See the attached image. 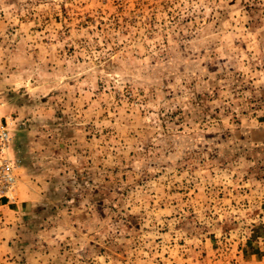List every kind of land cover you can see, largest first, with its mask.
I'll return each instance as SVG.
<instances>
[{"label":"rangeland","instance_id":"obj_1","mask_svg":"<svg viewBox=\"0 0 264 264\" xmlns=\"http://www.w3.org/2000/svg\"><path fill=\"white\" fill-rule=\"evenodd\" d=\"M0 114V264H264V0H0Z\"/></svg>","mask_w":264,"mask_h":264},{"label":"built area","instance_id":"obj_2","mask_svg":"<svg viewBox=\"0 0 264 264\" xmlns=\"http://www.w3.org/2000/svg\"><path fill=\"white\" fill-rule=\"evenodd\" d=\"M11 142L9 123L0 114V199L11 193L17 179V162L9 152Z\"/></svg>","mask_w":264,"mask_h":264}]
</instances>
